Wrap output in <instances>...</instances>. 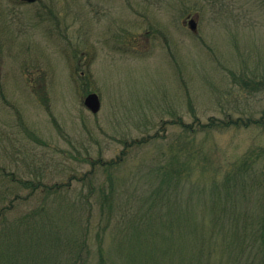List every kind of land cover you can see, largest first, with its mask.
Here are the masks:
<instances>
[{"label": "rangeland", "instance_id": "obj_1", "mask_svg": "<svg viewBox=\"0 0 264 264\" xmlns=\"http://www.w3.org/2000/svg\"><path fill=\"white\" fill-rule=\"evenodd\" d=\"M263 111L264 0H0V264H72L56 230L88 264H264V131L194 129Z\"/></svg>", "mask_w": 264, "mask_h": 264}, {"label": "trees", "instance_id": "obj_2", "mask_svg": "<svg viewBox=\"0 0 264 264\" xmlns=\"http://www.w3.org/2000/svg\"><path fill=\"white\" fill-rule=\"evenodd\" d=\"M251 125H255L258 126L262 131H264V111L262 113V115L258 118L253 117V114H249L246 116H236V117H231V116H227L226 118H221V119H217L216 121L212 120L208 121V122H197L195 123V127H200V128H194L195 131L197 129H203V130H207V128H226L229 126H233L235 128H241V127H250ZM245 162L246 157L243 159ZM253 160V159H251ZM243 161V162H244ZM110 165L114 164V162L109 161ZM248 164V162H247ZM247 166V165H246ZM245 166V167H246ZM4 174V173H3ZM10 176H4L8 179V181L10 183L14 182L17 188H27L30 190V194H32L33 192L37 191L39 188L43 187L44 191L42 192L44 194V198L48 195L51 194H57L60 193L63 189V185L57 184V183H53L51 184L49 187L42 181L41 178H38L37 180H33V179H29V178H22V177H18L16 178L15 175L13 173H9ZM10 189V188H9ZM61 190V191H60ZM1 191V190H0ZM64 194H65V190ZM10 194L12 193L11 191L9 192ZM0 194H2V191L0 192ZM29 195V194H28ZM107 194L103 195V198L106 197ZM20 198L18 193H15V195H12V197L8 198L6 202H8V204H4L0 207V217L4 216L5 212H8L9 210H11V208L14 207V202L16 200H18ZM21 199V198H20ZM83 204L87 206H91L88 202L84 201ZM6 217V216H5ZM6 220V219H5ZM44 224L45 227H47V223L48 222H42ZM257 229V233L259 235L262 236L260 242H264V224H260L256 227ZM53 229H49V234L51 235V233ZM57 230L54 231L53 233V238L56 239L57 241H60V246L63 245L64 243V248L65 250L69 253L71 260H72V264H88V256L85 255H89V251H88V247H87V242H86V238L82 235L80 238L76 237V238H71L69 235H61L60 233L58 234L57 237ZM45 241V239H43ZM69 241V245H66V241ZM253 242H257L256 238H252ZM33 244V243H32ZM34 245V244H33ZM32 245V246H33ZM32 246L30 248H32ZM24 249V247H21L19 249H17L18 252V260L21 259L20 257V253L21 250ZM25 249H27L25 247ZM46 250L44 249L43 252H45ZM29 250L27 249L25 252V256L24 258L21 260L23 263H26V256L28 254ZM86 252H88L87 254H85ZM255 254L258 257V260L261 261V254H262V259L264 257V249L262 247V245L260 244L259 249L257 252H255ZM20 257V258H19ZM35 257H32L33 260H35ZM100 257L102 259L101 260V264H104L106 262L105 258H103V255H100ZM13 260V259H12ZM150 261L148 259L144 260L145 264H151L149 263ZM42 264H52V263H44L42 262ZM189 264H192V261H189Z\"/></svg>", "mask_w": 264, "mask_h": 264}, {"label": "water", "instance_id": "obj_3", "mask_svg": "<svg viewBox=\"0 0 264 264\" xmlns=\"http://www.w3.org/2000/svg\"><path fill=\"white\" fill-rule=\"evenodd\" d=\"M22 1H26V2H34L36 0H22ZM189 27L193 30H195L196 27V21L194 18H191L189 20ZM84 105L93 113H96L99 108H100V100L99 97L97 95V93L95 92H91L89 94L86 95V97L84 98Z\"/></svg>", "mask_w": 264, "mask_h": 264}]
</instances>
